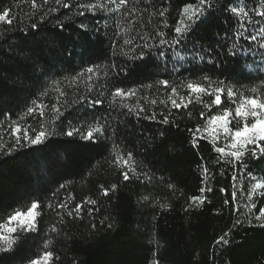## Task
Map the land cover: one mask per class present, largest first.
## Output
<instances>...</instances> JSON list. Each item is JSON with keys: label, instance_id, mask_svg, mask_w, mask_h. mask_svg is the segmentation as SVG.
I'll use <instances>...</instances> for the list:
<instances>
[{"label": "trees", "instance_id": "trees-1", "mask_svg": "<svg viewBox=\"0 0 264 264\" xmlns=\"http://www.w3.org/2000/svg\"><path fill=\"white\" fill-rule=\"evenodd\" d=\"M103 2L36 0L34 9L33 0H0V13L9 10L12 20L0 22V223L33 201L41 205L37 229L11 234L17 242L0 251V264H29L44 251L53 253L49 264H264V218L256 219L264 187L255 188L264 185V156L228 163L211 143L192 138L207 115L236 107L227 88L254 96L255 87L264 96L262 41L249 46L234 35L264 28L256 14L264 0H208L176 49L161 47L155 33L171 41L183 8L199 0H129L118 12L80 8ZM232 6L248 16L232 15L226 10ZM188 82L223 86L224 103L209 113L205 105L214 97H189ZM117 88L135 94L114 97ZM180 97L187 107L172 106ZM30 107L36 111L29 114ZM99 125L104 135L84 138ZM42 126L49 135L41 144H16L14 128L34 137ZM225 143L221 137L217 146ZM128 153L127 166L115 162ZM194 196L205 202L190 206ZM77 204L79 217L69 216ZM225 233L228 244H217Z\"/></svg>", "mask_w": 264, "mask_h": 264}, {"label": "snow or ice", "instance_id": "snow-or-ice-1", "mask_svg": "<svg viewBox=\"0 0 264 264\" xmlns=\"http://www.w3.org/2000/svg\"><path fill=\"white\" fill-rule=\"evenodd\" d=\"M44 3L47 4L48 0H44ZM57 5H61V0H55ZM129 0H104L101 4L91 3V4H81L80 8L88 9L89 11H96L97 9L104 11L107 10L109 12H118L121 9H126ZM108 5H115L114 8H109ZM32 7L35 9L37 7L36 0H33ZM64 8H69L70 5L68 3H64L62 5ZM206 7H210L208 4V0H199L198 6H193L192 4H188L183 8L181 16L183 17L178 26L174 28L175 37L169 41L165 38V34L162 31H157L155 33L156 37H159V44L161 47L164 45H168L170 48L176 49L182 42L187 39L188 34L192 30V25L195 20L199 19L204 15V9ZM232 15L237 17L243 15L245 17L248 16V12L245 10L244 7H237L232 6L226 9ZM50 11H57V9L53 8ZM84 11H80L79 15H84ZM126 15H131L133 13L126 12ZM257 15L264 17V10L258 11ZM161 17L165 15L163 11L159 13ZM10 11L4 10L0 13V22H4L7 24H11L12 20L9 19ZM203 22V21H201ZM241 27H244V22H240ZM62 26V25H61ZM83 27V25H82ZM167 27V24L164 25ZM32 28H37V25L34 23L32 24ZM238 38H245L248 42L249 46L252 43L257 42L258 39L262 41L259 44V47L264 49V28H259L257 30V34L248 33L246 36L242 37L241 33L237 32L234 34ZM125 43H129V41H125ZM145 47L148 45L145 44ZM184 47L186 48L187 45L185 44ZM236 44L232 45L231 54L235 55ZM160 55H164V53H160ZM181 60L184 59L183 56L179 57ZM203 59V57H201ZM87 72L90 74L88 79L91 83V75L94 73L93 67H88ZM210 78L205 76L204 81H209ZM165 87L169 86V81L164 80L161 82ZM222 85L223 82H220ZM186 88L189 93V97L192 95H196L200 97L202 95H210L213 96V100L211 104L205 105L208 109L209 113L212 112L213 106L217 109L224 103L222 100V96L225 94V88L223 86L213 87L211 83L205 84L202 83H193L188 82L186 84ZM211 89V91H209ZM172 95H177V88H172ZM251 91L253 93H257L254 96H243L240 94L238 96L237 92L234 91L231 87L227 88L226 94L228 99L231 101L232 104H235L236 107L234 109H223L218 114H210L207 115L206 124L203 128L197 127L193 130V141L198 143L201 140H206L211 143L213 150L218 154V158L225 159L228 163H238L243 166L244 158L246 156L251 157H259L264 156V96L260 95L257 91V88H252ZM135 93L133 92H126L124 89L117 88L112 93L114 97H127L133 96ZM171 99V98H170ZM94 103L99 104L102 103L100 100L94 101ZM155 103V101H153ZM188 103H191V99L188 100ZM171 104L175 108L187 107V104L183 102V97H180V103L177 102L176 99H171ZM39 107V105L37 106ZM54 109L59 112V108L54 106ZM28 113L31 114L36 111V108H28ZM131 111V109H129ZM143 112L144 109L141 108L139 110ZM40 116L43 117V113H40ZM201 119L206 118V114L202 112L200 114ZM154 118V117H153ZM167 123V119L163 121ZM233 122H235V126L233 127ZM13 134L15 136L16 144H20L21 140L27 141L32 145L41 144L45 139L48 138V131L41 127V130L36 132L33 136L28 134L26 129H21L19 127L14 128ZM77 131L73 129L71 131H67L65 134L71 137L74 132ZM21 132H23V136H21ZM105 134V126L99 125L95 128L89 130L86 135L85 139L94 140L97 135H104ZM199 134V135H197ZM221 137L226 141L223 146H217L218 142L220 141ZM4 147L0 145V148ZM11 150V149H10ZM133 160L132 153L127 154V158L123 156L116 157L115 162L120 163L123 161L124 165L127 166L129 161ZM205 175H207V168H205ZM123 178L125 180L129 179L128 171H124L122 173ZM113 189L116 187L115 185L112 186ZM264 185L257 183L255 188H261ZM201 191H211L210 188L205 189L202 188ZM103 194L106 196L108 195V190L104 189ZM233 198H235V193H233ZM147 199V197H145ZM92 205L96 204L95 200L86 201ZM205 199L200 196H194L190 198V206L193 204H203ZM51 207V205H49ZM61 209L66 208V204L58 205ZM40 208L41 205L39 201H33L30 204V207L27 208L26 211L15 210L12 214L7 217V223H0V251H9L13 248L14 244L17 242V237L11 234L17 232H25L29 233L35 231L37 229V218L40 215ZM83 205L77 204L74 209L68 211V215L72 216L73 213L79 217L82 211ZM92 209L89 210L91 213ZM264 218V209L260 210V214L256 217L257 220ZM52 232H56L57 228L55 225L51 228ZM228 233H225L223 236L219 237L216 241L217 244H228V239L226 238ZM45 248L48 247V244L45 243ZM53 253L51 251H44L42 254L38 255L34 259H30L29 264H49Z\"/></svg>", "mask_w": 264, "mask_h": 264}]
</instances>
